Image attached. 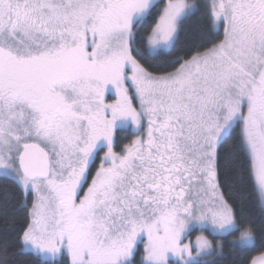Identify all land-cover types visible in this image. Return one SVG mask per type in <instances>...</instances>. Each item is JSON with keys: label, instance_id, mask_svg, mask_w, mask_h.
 I'll return each mask as SVG.
<instances>
[{"label": "snow or ice", "instance_id": "snow-or-ice-1", "mask_svg": "<svg viewBox=\"0 0 264 264\" xmlns=\"http://www.w3.org/2000/svg\"><path fill=\"white\" fill-rule=\"evenodd\" d=\"M233 139L264 197V0H0V264H200Z\"/></svg>", "mask_w": 264, "mask_h": 264}, {"label": "trees", "instance_id": "trees-1", "mask_svg": "<svg viewBox=\"0 0 264 264\" xmlns=\"http://www.w3.org/2000/svg\"><path fill=\"white\" fill-rule=\"evenodd\" d=\"M205 26L208 27V22L204 21ZM213 31H221V29L212 28ZM183 44L178 46L173 55L180 54ZM126 134V132H125ZM127 135V134H126ZM232 150L234 161L222 164L223 171L219 176L220 192L226 199L234 203L237 210L236 225L237 228L228 234L220 237H211L212 241L219 246L220 252L215 253L213 256L205 258L200 264H250V259L259 255L264 251L261 245L264 242L253 245H242L240 242V232L247 227L246 219L255 221L256 228H259L264 220L261 219L260 208L264 207L259 195V192L253 190L247 177V163L239 149L235 145V141L229 140L228 145ZM242 181V183H241ZM4 183L0 181V184ZM9 187H11L9 185ZM3 196V193H0ZM12 203L8 206V217L4 218L0 214V230L4 229L5 224L9 225V231L19 230L24 222L25 212L21 207L22 201L19 196L10 197ZM252 249V250H245ZM11 253L9 259H11ZM18 264H32L30 256L16 257Z\"/></svg>", "mask_w": 264, "mask_h": 264}, {"label": "rangeland", "instance_id": "rangeland-1", "mask_svg": "<svg viewBox=\"0 0 264 264\" xmlns=\"http://www.w3.org/2000/svg\"><path fill=\"white\" fill-rule=\"evenodd\" d=\"M216 29H220L219 26H215ZM127 130V129H126ZM260 195V193H259ZM261 201H262V204L264 206V197H261ZM237 228V225L236 227L232 228L231 230H229L228 232H225V233H219V232H216L214 230H212L211 228H208L207 230H200L198 227L194 230H192L188 235L187 237L185 238L184 240V243H189L191 242V244L193 245V255L195 256V248H194V245H195V240H196V237L198 235H204L206 236L210 241H212L211 237H220V236H224L226 234H228L229 232L235 230ZM213 242V241H212ZM241 242V241H240ZM214 245H216L214 242H213ZM242 245H250V244H245L243 242H241ZM220 252L219 248L217 249L216 253L218 254ZM209 256H206V255H201V256H198L196 257L197 261L201 262V261H204L205 258H207Z\"/></svg>", "mask_w": 264, "mask_h": 264}, {"label": "flooded vegetation", "instance_id": "flooded-vegetation-1", "mask_svg": "<svg viewBox=\"0 0 264 264\" xmlns=\"http://www.w3.org/2000/svg\"><path fill=\"white\" fill-rule=\"evenodd\" d=\"M129 131H130L129 129H127V130H126V129H124V132H126V134H127Z\"/></svg>", "mask_w": 264, "mask_h": 264}]
</instances>
